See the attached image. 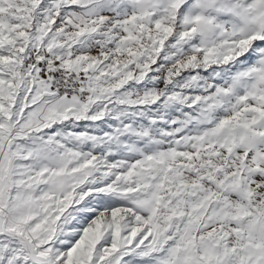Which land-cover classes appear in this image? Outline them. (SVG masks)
<instances>
[{
	"label": "snow or ice",
	"instance_id": "obj_1",
	"mask_svg": "<svg viewBox=\"0 0 264 264\" xmlns=\"http://www.w3.org/2000/svg\"><path fill=\"white\" fill-rule=\"evenodd\" d=\"M0 264H264V0H0Z\"/></svg>",
	"mask_w": 264,
	"mask_h": 264
}]
</instances>
